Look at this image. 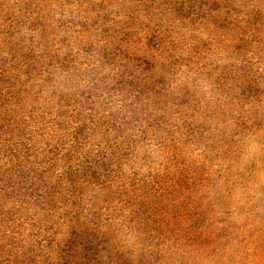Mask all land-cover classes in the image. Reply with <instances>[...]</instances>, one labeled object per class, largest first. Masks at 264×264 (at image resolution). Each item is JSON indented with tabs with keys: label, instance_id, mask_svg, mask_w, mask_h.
I'll return each instance as SVG.
<instances>
[{
	"label": "rangeland",
	"instance_id": "1",
	"mask_svg": "<svg viewBox=\"0 0 264 264\" xmlns=\"http://www.w3.org/2000/svg\"><path fill=\"white\" fill-rule=\"evenodd\" d=\"M73 222L102 264H264V0H0V264H84Z\"/></svg>",
	"mask_w": 264,
	"mask_h": 264
},
{
	"label": "trees",
	"instance_id": "2",
	"mask_svg": "<svg viewBox=\"0 0 264 264\" xmlns=\"http://www.w3.org/2000/svg\"><path fill=\"white\" fill-rule=\"evenodd\" d=\"M210 74H211V77H212L213 74L212 73H210ZM208 76L209 75H207L206 77H203V78H198V82H201L203 79L207 78ZM222 76L224 77L223 78L224 80L229 81L230 83H235L236 80L240 77V76H236L234 74V72L231 73V74L227 73V69L226 68L223 71ZM250 81L252 83H254L253 80H250ZM237 92L243 93V91L240 90V89H238ZM211 122H213V120H211ZM211 122L208 119H206L204 123L206 124L207 127L210 128V130H214V127L211 125ZM200 146H202V144H200V145H194L193 146L194 147V150H195V148L196 149H199ZM223 155H224L225 161L226 160H230V158L227 155H225V154H223ZM229 176H230V173H229ZM181 187H182V182L179 181L178 182V186H177L176 189H171L170 188L171 191H167L168 194H169V199L172 200V204L169 203V200L167 199L168 196H166V198H164V196L160 194V193H164V192H158V193H156V195L153 197V200L159 206H163V205H165V203H166V205H173L175 202H181V198L182 197H185L184 198L185 199L184 201H187L188 200V202H189L190 201V198L193 197V194L191 193V186H188V187L186 186L187 188H185L184 190H181ZM211 193L214 196L213 198L219 196V194H220L219 191H216V192H212L211 191ZM229 196L231 197L232 194H230ZM186 197H188V198H186ZM75 224L76 223L73 222L72 224H69L68 225V232H69L68 234L74 235L75 236V239H81L87 245V249L84 252L80 250V252L77 253L75 255V257L76 258H79L81 260H84V264H102V262L99 261L98 256L95 258L93 256V253H92L93 245L95 243H97L98 244L97 247H98L100 245V243H101V240L98 239L99 235L97 233H95V231H91L89 229V227H87V226H86L87 229H85V228L81 229L80 228L79 230H77L76 228L79 225H75Z\"/></svg>",
	"mask_w": 264,
	"mask_h": 264
}]
</instances>
